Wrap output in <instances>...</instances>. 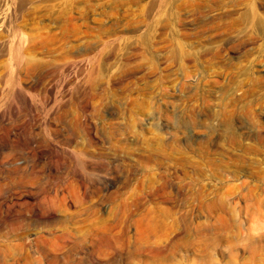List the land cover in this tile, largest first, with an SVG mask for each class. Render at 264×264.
Here are the masks:
<instances>
[{"label": "rangeland", "instance_id": "374dc122", "mask_svg": "<svg viewBox=\"0 0 264 264\" xmlns=\"http://www.w3.org/2000/svg\"><path fill=\"white\" fill-rule=\"evenodd\" d=\"M3 2L0 264H264V0Z\"/></svg>", "mask_w": 264, "mask_h": 264}, {"label": "bare ground", "instance_id": "6f19581e", "mask_svg": "<svg viewBox=\"0 0 264 264\" xmlns=\"http://www.w3.org/2000/svg\"><path fill=\"white\" fill-rule=\"evenodd\" d=\"M5 1V0H4ZM2 3H4L3 2V0H1L0 1V19H9V21H10V19H11V17H12V15L8 12V13H6L7 12V10L6 9H9V8H6V5L7 4H2ZM8 3V2H7ZM155 3V2H154ZM161 3H163V0H156V5L154 6V4H153V6L154 7H156L157 6V4L159 5V4H161ZM10 6V5H9ZM8 6V7H9ZM6 8V9H5ZM20 9V8H19ZM71 7H68L67 8V11H71ZM4 12V13H3ZM247 13L244 15V17H243V19H244V21H245V23H244V25L246 24V25H248L249 26V28H254V29H260V28H262V22H261V19L255 14V11H254V9H252V7H249L248 8V10L246 11ZM1 21V20H0ZM5 21V20H4ZM245 25V26H246ZM248 26H246L247 28H248ZM257 31V30H256Z\"/></svg>", "mask_w": 264, "mask_h": 264}]
</instances>
